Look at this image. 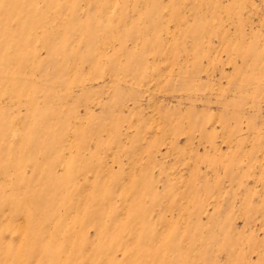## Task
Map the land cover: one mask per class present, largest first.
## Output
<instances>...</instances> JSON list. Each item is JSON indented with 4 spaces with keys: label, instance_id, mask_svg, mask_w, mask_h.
I'll return each instance as SVG.
<instances>
[{
    "label": "rangeland",
    "instance_id": "rangeland-1",
    "mask_svg": "<svg viewBox=\"0 0 264 264\" xmlns=\"http://www.w3.org/2000/svg\"><path fill=\"white\" fill-rule=\"evenodd\" d=\"M0 264H264V0H0Z\"/></svg>",
    "mask_w": 264,
    "mask_h": 264
}]
</instances>
